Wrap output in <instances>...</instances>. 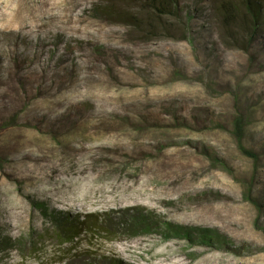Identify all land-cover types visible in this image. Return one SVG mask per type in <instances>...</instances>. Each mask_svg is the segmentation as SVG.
I'll list each match as a JSON object with an SVG mask.
<instances>
[{"label": "rangeland", "instance_id": "374dc122", "mask_svg": "<svg viewBox=\"0 0 264 264\" xmlns=\"http://www.w3.org/2000/svg\"><path fill=\"white\" fill-rule=\"evenodd\" d=\"M218 1L146 40L107 0H0V264H264V25L240 47Z\"/></svg>", "mask_w": 264, "mask_h": 264}, {"label": "trees", "instance_id": "16d2710c", "mask_svg": "<svg viewBox=\"0 0 264 264\" xmlns=\"http://www.w3.org/2000/svg\"><path fill=\"white\" fill-rule=\"evenodd\" d=\"M131 1L139 3L136 12L115 8L116 5L128 4ZM218 2L217 13L223 28L230 34H232L233 28L240 29L249 38L243 37V40H240L235 36L236 34H233V39L240 47L247 48L253 39V34L264 25V0H219ZM101 12L117 23L131 28L146 40L155 37L170 39L178 31L184 33L183 29L180 30V27L175 25L176 21L180 22L182 19L178 0H107L106 7L102 8ZM237 126H240V123ZM242 151L247 157L255 159V155L251 152ZM99 221L100 217L93 214L78 216L74 222H70V226H66L67 222L65 225L59 226L60 233L57 232V236L60 239L63 238L64 242L74 243L84 231H97L100 228ZM164 229L168 235L172 233L171 227ZM208 239L213 241L211 237ZM216 240L219 241V238L216 237ZM112 264H122V262L113 261Z\"/></svg>", "mask_w": 264, "mask_h": 264}]
</instances>
